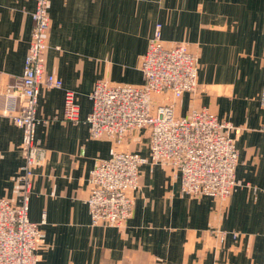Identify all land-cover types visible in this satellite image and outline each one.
<instances>
[{"label": "crops", "instance_id": "obj_1", "mask_svg": "<svg viewBox=\"0 0 264 264\" xmlns=\"http://www.w3.org/2000/svg\"><path fill=\"white\" fill-rule=\"evenodd\" d=\"M49 2L45 69L75 93L80 121L63 119V89L39 86L36 116L48 123L36 128L46 159L34 169L29 196L28 218L43 234L36 264H264V0ZM33 7L32 0H0L2 199L20 190L22 130L2 115L3 106L17 112L20 97L3 92L22 75ZM157 23L165 42H185L198 54L197 91L182 96L177 116L205 107L238 129L236 185L225 200L182 198L179 178L147 162L125 224L91 226L84 203L89 172L113 145L89 136V95L98 80L142 84L139 64ZM123 147L148 157L141 132ZM216 229L226 232L221 244Z\"/></svg>", "mask_w": 264, "mask_h": 264}, {"label": "built area", "instance_id": "obj_2", "mask_svg": "<svg viewBox=\"0 0 264 264\" xmlns=\"http://www.w3.org/2000/svg\"><path fill=\"white\" fill-rule=\"evenodd\" d=\"M32 1V28L22 75L15 87L3 92L6 99L20 97L18 111L3 106L2 115L22 130V164L17 197L0 198V264H36V252L43 243L39 223L28 218L34 169L46 159V151L36 138L37 126L48 123L36 116L39 86L63 89V119L80 121L75 93L45 69L50 2ZM161 30L162 25L155 24L141 57L142 84L98 80L89 95L91 111L85 119L89 136L113 145L110 157L95 160L89 172L84 203L91 226L125 224L134 209L132 193L139 186L140 166L147 162L162 163L179 178L182 198L225 200L236 185L238 151L233 134L238 129L205 107H193L186 115L177 116L182 96L197 91L198 54L185 42H165ZM259 102L264 109V80ZM140 132L146 135L148 157L123 147L127 138ZM214 234L220 244L225 241V231L216 229Z\"/></svg>", "mask_w": 264, "mask_h": 264}]
</instances>
